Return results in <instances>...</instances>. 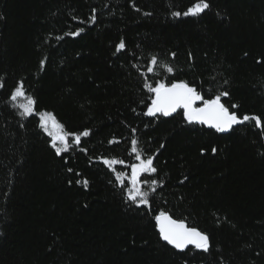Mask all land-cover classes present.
Segmentation results:
<instances>
[{"label":"trees","instance_id":"obj_1","mask_svg":"<svg viewBox=\"0 0 264 264\" xmlns=\"http://www.w3.org/2000/svg\"><path fill=\"white\" fill-rule=\"evenodd\" d=\"M196 2L0 0V264H264V131L144 115L146 79L184 80L205 99L227 91L230 111L264 124V0H208L199 16L172 15ZM152 56L174 74L160 63L148 73ZM19 81L37 113L90 135L57 156L38 116L13 106ZM132 139L157 168L156 191L145 185L151 210L126 202L102 163L123 160L114 168L130 175ZM160 210L206 233L209 251L164 243Z\"/></svg>","mask_w":264,"mask_h":264},{"label":"snow or ice","instance_id":"obj_2","mask_svg":"<svg viewBox=\"0 0 264 264\" xmlns=\"http://www.w3.org/2000/svg\"><path fill=\"white\" fill-rule=\"evenodd\" d=\"M209 8L210 4L208 0H197L196 3L188 7L183 13L175 11L172 15L174 17H180L181 15L185 17L199 16ZM91 20L94 22L95 16L91 17ZM81 31L83 29L68 33V35L78 36ZM124 48L125 43L122 40L117 46V52ZM172 56L174 58L175 53H172ZM257 62L260 63V61ZM158 63L168 74H174L175 69L167 63L159 62L157 56L151 57L147 72L159 75L155 71ZM43 64L44 62L41 61L42 68ZM143 86L151 94V103L147 106V111L144 113L146 116L171 117L179 110H182V117L187 123L205 125L209 129H214L217 133H227L233 130L234 126L242 125L246 122H254L257 128H261L264 131L261 117L248 114L240 116L235 110L230 111L229 107H226L221 102L222 97L229 96L227 91L219 92L214 97L205 99L204 95L196 87L190 86L184 80L167 82L166 79H157L153 85V83H149L146 79ZM3 87V82H0V88ZM10 100L14 107L20 109L22 117L38 116V127L51 138L50 146L54 149L57 156L68 153L74 145L78 146L81 144L82 137L90 135V131L87 129L80 133L65 130L64 125L51 112L40 111L37 113L36 101L31 95L26 93L23 81H19L13 89L10 94ZM238 107L236 104L231 105L232 109ZM133 132H135V129H133ZM114 142L118 143V141H110V143ZM81 151L85 150L81 149ZM216 151V148H212L213 153ZM131 153L135 155L137 162L125 165L131 170L130 175L123 171H117L114 168L116 164H124L123 160L103 158L102 163L115 173L116 181L125 193L126 202H130L131 205H135L136 207L143 206L151 210L153 202L150 200V192L145 190V185L150 187L152 193L156 191L158 182L156 179L151 178L153 174L157 173V168L154 166V157L142 155L136 139H132L131 141ZM68 171L71 172L72 169H68ZM77 175L79 174L77 173ZM77 183H83V186L87 188L89 182L87 179H84L83 181L77 180ZM153 218L160 239L171 245L174 249L184 251L185 249H189V246H192L203 252L209 251V236L196 227L189 226L185 220L173 218L165 210H160Z\"/></svg>","mask_w":264,"mask_h":264},{"label":"water","instance_id":"obj_3","mask_svg":"<svg viewBox=\"0 0 264 264\" xmlns=\"http://www.w3.org/2000/svg\"><path fill=\"white\" fill-rule=\"evenodd\" d=\"M179 111H181L182 112V110H179ZM178 111V112H179ZM177 112V113H178ZM177 113H175V114H173V116H171V117H163V116H161L162 118H164V119H170V118H172V117H174L175 115H177ZM158 117V116H157ZM197 125H199V126H202V127H204V128H206V129H209L207 126H205V125H200V124H197ZM236 126H239V125H236ZM236 126H234V127H236ZM209 130H214V129H209ZM215 131V130H214ZM221 134H225V133H221ZM164 242V241H163ZM166 243V242H165ZM167 244V243H166ZM168 245V244H167ZM168 246H170L172 249H174L171 245H168ZM175 250H177V249H175ZM177 251H180V250H177ZM181 252V251H180Z\"/></svg>","mask_w":264,"mask_h":264},{"label":"bare ground","instance_id":"obj_4","mask_svg":"<svg viewBox=\"0 0 264 264\" xmlns=\"http://www.w3.org/2000/svg\"><path fill=\"white\" fill-rule=\"evenodd\" d=\"M164 243H165V242H164ZM169 247H170V246H169ZM189 248H194V247H192V246H189ZM174 250H175V249H174ZM185 250H187V249H185ZM185 250H184V251H185ZM176 251H177V250H176ZM179 252H180V251H179ZM181 252H182V251H181Z\"/></svg>","mask_w":264,"mask_h":264}]
</instances>
